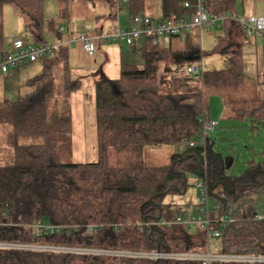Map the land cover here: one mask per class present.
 Here are the masks:
<instances>
[{
    "label": "trees",
    "instance_id": "trees-1",
    "mask_svg": "<svg viewBox=\"0 0 264 264\" xmlns=\"http://www.w3.org/2000/svg\"><path fill=\"white\" fill-rule=\"evenodd\" d=\"M47 1L52 0H0V59L8 52L3 35L4 8L20 9L33 43L41 44ZM55 1L63 5L62 12L67 15L70 0ZM147 1L129 0V18L145 15ZM236 1L207 0L206 11L238 15ZM160 3L161 21L187 19L195 13L184 8L185 3L193 5L195 0ZM219 27L222 34L205 52L193 34L170 39L168 47L155 46L146 39L141 50L142 67L121 59L116 80L100 78L95 82V163L70 160L72 118L66 103L80 82L70 78L68 48L60 46L55 57L42 61V74L27 81L29 94L16 102L0 103V125L11 128L13 147L11 164L0 169V242L139 252L202 250L205 235L199 229L190 232L174 226L140 232L138 228L147 221L186 214L165 203V198L184 195L187 177L198 174L213 199L210 219L212 228L220 233L221 252L264 255V219H253L258 211L253 206L264 198V153L260 162H247L238 176L227 172L233 158L215 154L209 140L203 160L195 155H175L167 165L150 166L144 154V146L198 141L203 119H210L206 94L220 97L231 118L249 120L250 131L264 128V94L260 90L264 87V43L256 44V85L247 88L243 55L252 40L246 39L241 26L231 19ZM99 33L98 28L91 32ZM215 54L226 59L227 69L192 74L199 83L170 77L175 66L188 68ZM54 106L60 107V112ZM60 114L64 116H56ZM22 138H37L41 143L24 145L19 141ZM226 218L233 222L224 226ZM37 222L75 226L77 230L69 236L32 238L21 225ZM9 223L18 226L9 227ZM88 225L102 228L87 235ZM0 264L196 263L0 251Z\"/></svg>",
    "mask_w": 264,
    "mask_h": 264
},
{
    "label": "built area",
    "instance_id": "built-area-1",
    "mask_svg": "<svg viewBox=\"0 0 264 264\" xmlns=\"http://www.w3.org/2000/svg\"><path fill=\"white\" fill-rule=\"evenodd\" d=\"M116 8H125L129 0H112ZM207 0H195L193 5L184 4V8L193 9L195 13L187 19L166 20L155 22L146 15H136L129 19L128 25L122 28L118 21L103 33L89 35L81 34L77 38L71 39L61 45L49 44H27L18 36H10V48L7 55L0 59V74L21 69L26 65L51 59L56 56L60 46L67 48L78 46L89 58H94L97 54L98 45L101 44H121L126 49L131 50L140 42L150 39L155 46L163 47L164 40L167 41L177 36H191L194 32L199 34L207 25L216 28L226 19H231L241 26L244 36L248 40L256 39L264 43V16L239 17L236 15H214L206 11ZM187 72L193 75L202 73V68L189 66ZM218 127L214 120L204 118L202 121L201 133L198 141L191 142L190 148L201 145L204 152L209 135H213ZM199 193V202L195 212L175 216L172 219L147 221L138 226L139 231H151L158 228L170 229L174 226H183L192 232L199 229L205 235V242L202 250L190 252H139L130 250L97 249L89 247H71L31 243L0 242V251H16L29 253H46L60 255H77L93 257H114L132 260H149L156 262H176V263H196V264H264V255H245L239 253H223L221 248L212 247L213 240L220 239L218 230L212 228L210 219L211 206L210 190L205 181L195 185ZM256 221L264 219V212L257 211L253 216ZM231 219H224L223 225L232 223ZM17 224L9 223V227H17ZM21 227L31 233L32 238L44 235H64L69 236L77 227L65 225H50L42 222L34 224H24ZM102 226L88 225L85 227L87 235H93Z\"/></svg>",
    "mask_w": 264,
    "mask_h": 264
},
{
    "label": "rangeland",
    "instance_id": "rangeland-1",
    "mask_svg": "<svg viewBox=\"0 0 264 264\" xmlns=\"http://www.w3.org/2000/svg\"><path fill=\"white\" fill-rule=\"evenodd\" d=\"M246 1L247 0L236 1V10L239 17H243L248 14L255 15L258 13L259 4L250 0L254 4V6L250 8ZM108 2L109 0H90L89 2H86L85 0H70L68 6L69 8L67 10L68 18H66L67 16L65 17L62 12L63 5L58 1H47L45 3V10L48 13L50 11L49 5L58 6L56 14L58 15V19L66 33L70 26V29H73L75 32H89V34H91L94 23L93 17L98 16L101 10L105 11V15L107 16L108 13L105 9L108 7ZM120 13L121 24L125 26V22L128 23L129 14L126 9H122ZM145 15L152 18L155 22L161 21L160 0H148L145 6ZM68 23L70 24L69 26ZM221 34L222 29L220 27L213 28L207 25L201 34L194 32L193 38L197 45L200 46L201 51L205 52L212 49V47L216 44L217 37ZM26 35L30 36L28 33ZM5 41L7 42V40ZM262 43L263 42H259L258 45ZM140 45V49L131 56H127L125 54L126 48L124 45H121L124 56L123 60L125 63H132L138 67H142L141 49L143 47V43L140 42ZM163 47H168V41L166 39L164 40ZM37 64L41 65L40 62ZM192 66L201 67L202 72L222 71L228 67L226 59L218 54L206 56ZM119 69L120 64L115 65L113 61L109 62L107 67L108 76H110L112 80H116L119 77ZM170 77L184 78L188 81L199 83V78L192 76L190 73L188 74L187 67L185 66H175L173 72L170 74ZM252 82L254 83L248 85L247 79H245L246 87L250 88L251 86L256 85L254 80ZM91 86L94 85L90 82V80L84 83L82 106L80 105L78 107V100L77 98L72 99L73 97L68 99L66 103L70 113L72 112L74 114L70 115L73 125L70 160L73 163L85 164L97 162L96 123L95 117L92 115L94 105L91 104V99L88 98ZM205 102L212 119L218 123V127L214 131V134L209 135L210 143L214 144L213 152L221 158H225L226 156L233 157V161L227 171L228 174L235 176L240 175L246 169V163L252 159L255 163L260 162L263 159L264 153V128L259 126V128L257 127L258 129L250 131L251 125L249 120L231 118L233 115H231L229 110H226L222 99L218 96L206 94ZM72 106L75 112L72 111ZM54 108L60 112V107L54 106ZM50 110L52 111L51 106ZM78 111L82 115H78ZM56 116L64 115L60 114ZM8 129L12 131L11 128L8 127ZM19 141L24 145L41 143L40 139L37 138H22ZM144 154L146 162L150 166H157L167 165L170 160L175 157V155L177 158H185L195 155L199 158V160H203L204 152L200 147L190 148L189 144H180L162 147L144 146ZM5 164L10 165L11 163L4 162V165ZM201 181L202 178L200 175H189L187 177L188 187L185 194L182 196L168 195L165 198V203L172 205L173 208L181 209L184 213H191L197 207L199 202V193L195 185ZM212 200L213 199L210 198V206H212ZM253 208L264 212V198L260 203L254 205ZM211 246L219 248L221 246L220 240H213L211 242Z\"/></svg>",
    "mask_w": 264,
    "mask_h": 264
},
{
    "label": "crops",
    "instance_id": "crops-1",
    "mask_svg": "<svg viewBox=\"0 0 264 264\" xmlns=\"http://www.w3.org/2000/svg\"><path fill=\"white\" fill-rule=\"evenodd\" d=\"M85 1L89 2L87 0ZM246 3L249 4L250 8L254 6L252 1L250 0H247ZM258 4H259L258 13L255 15L248 14L245 15V17L264 16V2H258ZM49 7H50V11L47 13L44 4L42 43L49 45H61L71 39L77 38L81 34H89V32H81V33L75 32L73 29H70L69 23H68L69 30L66 33L65 29L62 27L58 19V15L56 14V11L58 10V6L49 5ZM122 9L127 10L128 7L116 8L115 5L112 3V0L111 1L109 0L108 7L107 9H105L108 15L106 16L105 11L101 10L98 16L93 17L94 23L92 26V31L98 28L100 33L106 32L114 24L115 21H118L122 28L126 27L128 23L125 22L124 24L125 26H123L120 21V14H121L120 12L122 11ZM65 17L68 18V13L67 15H65ZM25 22L26 20L24 17V13L20 9L14 6L5 7V10L3 11V35L7 40V42L5 41V46L7 51L10 48V39H9L10 36H18L25 43L34 44L32 41L31 34L25 29ZM128 22H129V16H128ZM27 33L30 36H27L26 35ZM259 42L260 41L258 40L252 41L251 45H249L244 50V55H243L244 74H245V79H247L248 85L253 84L254 82L252 81L254 80L256 82L258 79L256 44L258 45ZM142 43L144 45V42ZM168 44H169V40H168ZM140 46H141L140 43H138L134 49L131 50L126 49L125 54L127 56H131L132 54L134 55V53L140 49ZM123 58L124 56L122 53L121 44L108 43V44L98 45L97 54L94 58L87 57L82 52V50L76 45L68 48V67H69L70 78L72 80L80 82L78 90L71 93L69 99L72 97H73L72 99L77 98L78 107L80 105L82 106L84 83L90 80V82H92L94 85L95 82L100 78H106L107 80H112L110 76H108V71H107L108 63L113 61L115 65H118L120 64L121 59ZM39 62L41 63V65L37 64L38 62H36L26 65L21 69L12 71L5 76L0 74V97H1L0 103H2L3 101L16 102L26 97L30 93V89L27 86V81L36 76H39L43 72V62L42 61ZM260 90L264 94V87H260ZM89 91L90 92L88 94V98L91 99V104L94 105V86H91ZM56 101L61 102V100H56ZM72 111L75 112L73 106H72ZM70 115H74V114L71 112ZM78 115H82V114L79 112ZM92 115H94V110ZM208 116L210 117L211 120H213L210 112ZM72 132H73V125H72ZM10 136H11L10 129H8V127L6 126L0 125V169L5 167L7 164L4 165V162H10L13 156V147Z\"/></svg>",
    "mask_w": 264,
    "mask_h": 264
}]
</instances>
